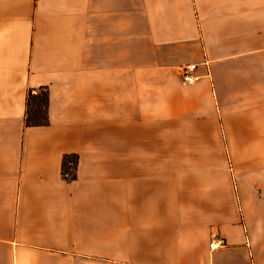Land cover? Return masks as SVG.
<instances>
[{
    "label": "crops",
    "instance_id": "0c3cea01",
    "mask_svg": "<svg viewBox=\"0 0 264 264\" xmlns=\"http://www.w3.org/2000/svg\"><path fill=\"white\" fill-rule=\"evenodd\" d=\"M0 264H264V0H0Z\"/></svg>",
    "mask_w": 264,
    "mask_h": 264
},
{
    "label": "trees",
    "instance_id": "16d2710c",
    "mask_svg": "<svg viewBox=\"0 0 264 264\" xmlns=\"http://www.w3.org/2000/svg\"><path fill=\"white\" fill-rule=\"evenodd\" d=\"M48 105H49V96L48 91L45 88H40L36 91H29L26 98V114L25 121L27 126H39L47 125L49 123L48 118ZM74 157L78 159V156L75 154L65 155L63 160V172L65 169V158ZM72 175L70 178H74ZM67 178V177H65Z\"/></svg>",
    "mask_w": 264,
    "mask_h": 264
},
{
    "label": "built area",
    "instance_id": "2783aa9c",
    "mask_svg": "<svg viewBox=\"0 0 264 264\" xmlns=\"http://www.w3.org/2000/svg\"><path fill=\"white\" fill-rule=\"evenodd\" d=\"M197 64L187 63L181 67V80L185 85H191L199 79V75L196 74ZM77 159L74 157L65 158V171L63 172L64 177H71L73 175L72 171H75ZM226 244L223 238H215L210 243L211 248H217L219 246H224Z\"/></svg>",
    "mask_w": 264,
    "mask_h": 264
},
{
    "label": "rangeland",
    "instance_id": "374dc122",
    "mask_svg": "<svg viewBox=\"0 0 264 264\" xmlns=\"http://www.w3.org/2000/svg\"><path fill=\"white\" fill-rule=\"evenodd\" d=\"M77 159V158H76ZM77 162H78V159H77ZM76 167H77V163H76ZM72 173H75V171L73 170ZM67 179H71L70 177L67 178Z\"/></svg>",
    "mask_w": 264,
    "mask_h": 264
}]
</instances>
